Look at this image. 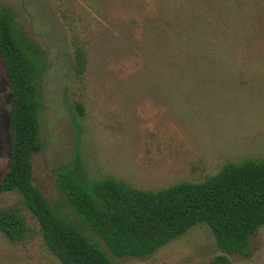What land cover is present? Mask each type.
I'll return each mask as SVG.
<instances>
[{"label":"rangeland","instance_id":"374dc122","mask_svg":"<svg viewBox=\"0 0 264 264\" xmlns=\"http://www.w3.org/2000/svg\"><path fill=\"white\" fill-rule=\"evenodd\" d=\"M16 39L43 65L37 80L42 149L33 182L78 225L58 187L80 157L87 181L159 191L200 183L227 163L264 161V0H0ZM77 48L87 53L82 76ZM12 84L0 57V178L10 161ZM83 112H81V108ZM24 209L18 193L0 207ZM98 239V238H97ZM111 264H209L222 253L205 224L144 258ZM234 264H264V226ZM0 264H61L35 233L0 229Z\"/></svg>","mask_w":264,"mask_h":264},{"label":"trees","instance_id":"16d2710c","mask_svg":"<svg viewBox=\"0 0 264 264\" xmlns=\"http://www.w3.org/2000/svg\"><path fill=\"white\" fill-rule=\"evenodd\" d=\"M0 57L12 84L10 161L0 178V198L18 193L38 224L29 225L24 209L0 207V229L12 240L25 242L38 233L61 264H111L98 239L115 257L144 258L205 224L222 251L209 264H234L231 255L248 254L252 237L264 226V161L227 163L203 182L146 191L111 177L87 181L80 175L77 156L75 167L59 175L58 187L82 224L56 211L33 182V158L43 146L37 116V80L43 65L32 61L18 44L12 13L3 7ZM86 66L87 53L77 48V76Z\"/></svg>","mask_w":264,"mask_h":264}]
</instances>
